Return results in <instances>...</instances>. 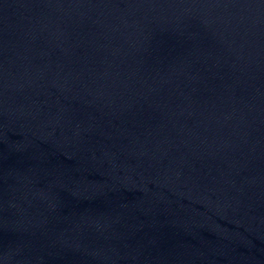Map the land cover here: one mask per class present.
Masks as SVG:
<instances>
[{
	"label": "water",
	"instance_id": "95a60500",
	"mask_svg": "<svg viewBox=\"0 0 264 264\" xmlns=\"http://www.w3.org/2000/svg\"><path fill=\"white\" fill-rule=\"evenodd\" d=\"M0 264H264V0H0Z\"/></svg>",
	"mask_w": 264,
	"mask_h": 264
}]
</instances>
